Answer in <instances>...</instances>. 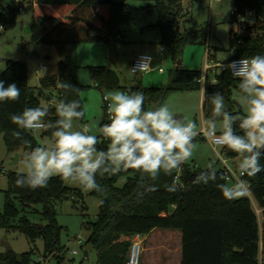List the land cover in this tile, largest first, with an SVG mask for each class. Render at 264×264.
I'll use <instances>...</instances> for the list:
<instances>
[{
  "label": "trees",
  "instance_id": "trees-1",
  "mask_svg": "<svg viewBox=\"0 0 264 264\" xmlns=\"http://www.w3.org/2000/svg\"><path fill=\"white\" fill-rule=\"evenodd\" d=\"M28 1L32 2L34 9L30 25L33 40L58 46L84 41L118 40L122 31L121 25L131 18L130 4L123 0ZM182 1L155 0L150 5V9L158 14L155 25L160 30L161 43L169 47L175 63L167 84L145 86L140 83L123 86L117 70L102 64L88 66L95 84L102 89L123 86L128 92H142L145 97V110H154L161 106L173 90L201 87L202 83L198 78L203 70L183 66L181 55L187 43L205 38L208 29L201 27L195 30L187 26L181 28L175 24L184 14ZM22 2L23 0H0V31L15 25ZM232 7L255 9L264 18V0H232ZM262 31L256 36L245 34L240 38L233 37L230 33L232 53L226 61L234 57L264 55V21ZM208 55L216 57V51H211L209 46ZM64 75L65 63L62 61L57 77L43 76L40 86L35 87L28 83V65L25 61L12 58L6 60L5 67L0 69V80L4 81L5 87L15 83L20 89L19 100L0 102V131L3 132L8 150L14 151L22 147L30 152L39 146L31 130L18 128L12 123L11 115L20 114L25 108L46 106L48 115L44 119L52 124L58 119L56 104L45 105L43 98L57 97L59 101L65 102L79 100L84 111L80 96L84 85L74 82L72 85L79 91L65 92L59 84ZM215 78L216 83L206 82L204 94L208 95L211 89L219 87L220 82L239 89V78L233 76L228 69L216 72ZM230 92L228 88L229 102ZM225 110L229 111L230 116L246 115L240 104L234 111L230 107ZM83 119L84 117L79 121ZM105 122H109V118ZM240 122V119H236L232 127L236 134L243 135L239 128ZM54 131V128L45 129L46 133ZM15 132H20L21 138H17ZM100 140L97 147L106 150L109 142L104 138ZM260 164L264 166V155L260 158ZM216 169L219 178L207 185L194 183L195 177L206 168L188 162L172 175L161 172L156 180H152L146 173L132 169L115 175L98 173L96 179L103 192L92 191L100 197V208L97 219L90 222L91 232L86 240L87 244L97 250L98 262L128 264L131 236L134 233L146 234L154 228H168L181 231L180 264H264V219L260 220L248 195L229 197L227 193L221 192L217 184L229 185V182L225 167ZM23 173H8V188L5 190V203L0 212V227L18 228L33 243L40 237L44 241V255L55 253L60 257L64 245L61 243L62 225L57 221L56 204L69 197L79 200L83 196L82 189L67 185L58 176L51 178L43 188L18 187L16 180ZM177 174L179 177L175 182ZM122 176L125 180L120 184ZM244 179L250 183L251 191L258 204L263 207L264 214V171L252 177L245 175ZM172 184L177 186L176 192L166 190L165 186ZM152 187L155 190L148 191ZM39 203L42 204V220L46 221L41 225L32 221L26 213L29 210L37 211L35 205ZM35 250L36 246H32L18 254L10 248L0 253V264H33Z\"/></svg>",
  "mask_w": 264,
  "mask_h": 264
},
{
  "label": "rangeland",
  "instance_id": "rangeland-1",
  "mask_svg": "<svg viewBox=\"0 0 264 264\" xmlns=\"http://www.w3.org/2000/svg\"><path fill=\"white\" fill-rule=\"evenodd\" d=\"M120 1V0H119ZM130 4L131 18L121 25V35L115 41H84L76 44H66L58 46L56 44L41 43L33 40L28 28L31 25L34 14L31 1L23 0L18 12L17 20L13 27L0 31V69L5 67L9 58L23 60L28 65V83L38 87L43 76L59 75V66L62 61L65 63V75L63 81L70 84L78 82L84 87L80 92L84 108V119L74 121V130L88 127L90 134L97 135L100 139V127L108 119L105 113V94L110 91L119 90L128 92L123 86L142 84L145 86H161L167 84L170 79L171 69L175 63L170 53L169 47L161 43V33L155 25L158 14L150 9V5L155 0H123ZM184 14L175 23L181 28L192 27L197 30L201 27L208 29L207 36L196 42L187 43L181 55L182 65L188 68H200L205 70L206 62L213 67L209 69L206 82L216 83L215 73L221 70L216 67V62H223L232 53L231 48V13L232 0H222L221 9H217L216 0H183ZM11 49H10V47ZM208 46L211 51H216V57L208 55ZM164 48V53L162 49ZM138 53H148L154 60L150 71L132 75L129 71L132 58ZM39 54V55H38ZM41 63H45L47 68H41ZM102 64L117 70L120 76L122 87L112 89H102L92 80L89 72V65ZM162 66L164 71H160ZM39 68L37 72L36 69ZM205 82V83H206ZM60 84V82H59ZM204 84L199 88L177 89L171 91L162 105L167 106L177 119L194 121L197 124L198 135L203 136V129L207 127V121L216 122L217 131L221 132V121L223 117L212 115L213 105L211 96L214 93H221L224 96L225 108L230 107L236 110L238 105L242 106L246 114L247 103L244 94L235 86L220 82L219 87L211 89V92L204 94ZM230 88L229 96L227 90ZM50 90V89H49ZM45 105L50 104L49 99L43 98ZM227 111V110H225ZM229 112V111H227ZM45 123H49L44 119ZM108 123V122H105ZM39 146H45L53 140L52 133H46L45 129L31 130ZM197 135V136H198ZM195 138L196 149L194 156L188 161L191 165H199L206 168L211 162L215 167L225 165L223 158L229 166H235L240 161L237 153L226 155V147L212 145L207 137ZM24 148L10 151L5 143L3 132L0 131V212L5 203V190L8 188V173L10 171L24 172ZM17 159V161H16ZM125 177H121L119 183L122 184ZM71 187H79L75 184L65 182ZM83 196L79 200L65 198L56 204L57 221L62 225L61 243L64 248L60 257L55 253L49 256L44 255V241L37 238L33 243L29 237L18 228L0 227V253L12 248L20 254L36 246L33 264H100L98 262V252L94 247L87 244L86 240L90 235V222L97 219L100 208V197L92 192L82 191ZM248 195L251 198L254 208L258 206V201L252 192L248 194L239 188L235 192L236 196ZM36 210H29L27 215L37 223H45L42 220V204H36ZM260 220L264 219V214H259ZM176 229L155 228L153 232L147 234V242L155 247L149 251L143 248L141 261L144 255L153 257L162 256L163 250L157 249V243L164 234L175 233ZM143 236H145L143 234ZM82 239L83 242H79ZM145 242H143V246ZM74 250L77 252L74 253ZM88 254H85V251Z\"/></svg>",
  "mask_w": 264,
  "mask_h": 264
},
{
  "label": "clouds",
  "instance_id": "clouds-1",
  "mask_svg": "<svg viewBox=\"0 0 264 264\" xmlns=\"http://www.w3.org/2000/svg\"><path fill=\"white\" fill-rule=\"evenodd\" d=\"M150 57H141L129 69L132 75L150 71ZM224 67V66H222ZM226 67L239 78V91L248 107L246 115L230 116L225 111L224 96L217 92L211 96L212 115L223 117L221 134L216 135V122L207 121L208 136L214 143L239 154L238 174L252 177L264 171L260 158L264 155V55L241 58ZM60 87L65 92L79 91L69 82L62 81ZM20 89L15 83L7 87L0 80V102L17 101ZM108 101L109 122L100 127V135L107 140L106 150L97 147L101 140L90 134L85 127L74 130V121L81 120L85 112L79 100L56 104L58 119L54 124L45 123L48 107L25 108L20 114L11 115L12 123L24 130L54 128L53 140L45 146H38L24 154L23 174L16 180L18 187L31 189L46 187L53 177L79 186L85 192H103L96 176L99 173L115 175L129 169L146 173L152 180L159 178L161 172L172 175L194 156L195 137L199 134L194 121L177 119L167 106L161 105L154 110H145V97L142 92L119 90L105 94ZM240 119L239 128L243 135L236 134L232 125ZM21 138L20 132H15ZM27 143V141H25ZM215 163L207 165L199 172L194 183L207 185L218 179ZM166 190L176 192L175 184L166 185ZM222 193L233 196L238 185L217 184ZM155 190L154 187L148 191ZM102 203V201H101Z\"/></svg>",
  "mask_w": 264,
  "mask_h": 264
},
{
  "label": "built area",
  "instance_id": "built-area-1",
  "mask_svg": "<svg viewBox=\"0 0 264 264\" xmlns=\"http://www.w3.org/2000/svg\"><path fill=\"white\" fill-rule=\"evenodd\" d=\"M17 1H20V0H17ZM216 2L217 3L222 2V0H216ZM263 19L264 18L260 14H258L255 9H252V8L242 9L239 7H234L232 30H231L232 36L240 38L242 35H245V34L256 36L259 33H262L263 32L262 31V25H263V21H264ZM1 29H2V27H1ZM162 53H164V48L162 49ZM142 56L143 57H150L151 58L150 63L152 65L153 60H154L152 55H150L148 53H138L132 58L131 63H130V67H133L137 63L138 59L141 58ZM241 58L247 59V58H251V57H234L228 61L224 60L223 62H216V67L220 66L221 70L228 69L232 73V70L226 66L228 64H230L232 61H238ZM222 66H224V67H222ZM40 67L45 69V68H47V65L45 63H41ZM212 67H213V65H211V63L206 62L205 70L203 71L202 75L198 78V81H200L201 83H203L205 85L206 84L205 82H206L207 76H208V71ZM159 70L164 71V68L162 66H160ZM36 71L38 72L39 68H37ZM137 74H139V72ZM49 100H50L51 105L57 104L59 102V99L57 97H55V98L51 97ZM106 104H108V101L106 102ZM202 132H203V136L207 137L210 140V142L212 143V145L216 148L218 145H216L214 143L213 137L208 136L207 127H204ZM220 134H221V132H218V131L216 132L217 136H219ZM223 161L225 163L224 167L226 169V179L230 183L229 186L238 185V189L242 188L247 194H248V192H252L251 188H250V183L245 181L244 176L241 177L238 174L237 168H233V167L229 166L226 163L225 158H223ZM178 177H179V174H177L175 176V182L177 181ZM238 189H237V191H238ZM228 196H229V194H228ZM229 197H232V196H229ZM255 210L258 214H260L263 211V207H261L259 205L255 208ZM79 242H83V240L79 239ZM143 242H144V236L142 233L137 232L131 236V245H130V249H129V253H128V259H127L128 264H140L141 263V255H142V251L144 248ZM76 252L77 251L74 250V253H76Z\"/></svg>",
  "mask_w": 264,
  "mask_h": 264
},
{
  "label": "crops",
  "instance_id": "crops-1",
  "mask_svg": "<svg viewBox=\"0 0 264 264\" xmlns=\"http://www.w3.org/2000/svg\"><path fill=\"white\" fill-rule=\"evenodd\" d=\"M219 7V8H218ZM217 9H221V2L217 3ZM10 47V46H9ZM11 49V47H10ZM227 151V150H226ZM236 164L233 168H237ZM230 185V183H229ZM237 192V191H236ZM235 195V193H234ZM259 206V204H258ZM155 229V228H154ZM152 229L150 232L144 234V242L145 245L144 250L149 251L151 248L155 247L152 245V243L147 242V234H150L151 232L154 231ZM168 229V228H167ZM179 230V229H176ZM157 244V249H162L163 254L162 256H157V257H151L148 255H144L143 260L141 261V264H180L182 260V236H181V231H176L175 233H167L164 234L163 238L156 242ZM262 242H261V247H262Z\"/></svg>",
  "mask_w": 264,
  "mask_h": 264
},
{
  "label": "water",
  "instance_id": "water-1",
  "mask_svg": "<svg viewBox=\"0 0 264 264\" xmlns=\"http://www.w3.org/2000/svg\"><path fill=\"white\" fill-rule=\"evenodd\" d=\"M219 8V7H218ZM28 31H30V27L28 28ZM39 55V54H38ZM231 153H234L233 151H231V150H229V149H227V151H226V155H230ZM16 161H17V159H16ZM42 223H40V225H41ZM85 254H88V251L86 250L85 251Z\"/></svg>",
  "mask_w": 264,
  "mask_h": 264
}]
</instances>
